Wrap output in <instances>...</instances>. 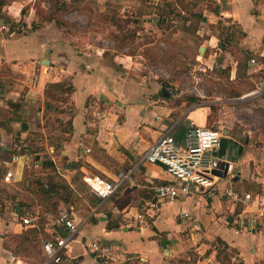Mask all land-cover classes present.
Segmentation results:
<instances>
[{"label":"crops","instance_id":"0c3cea01","mask_svg":"<svg viewBox=\"0 0 264 264\" xmlns=\"http://www.w3.org/2000/svg\"><path fill=\"white\" fill-rule=\"evenodd\" d=\"M0 1L3 2L0 5V184L12 173L11 185L20 186L26 170L32 169V160L33 168L38 171L42 164L51 163L53 170L42 171L44 188L52 192L58 211L72 210L78 225L75 241L62 264H100L89 252L92 244H102L110 250L113 262L109 264H220L217 240L229 247V253L233 254L231 264H264V219L254 220L252 210L224 198L229 189L252 197L261 193L264 197V147L258 150L247 139H240L242 134L251 137L259 132L251 129L250 122L264 124V101H260L258 112L256 101L240 100L264 82V0H209L218 9V16L209 11L207 24L213 28L219 23L232 25L229 38L232 52H225L232 60L228 80L239 91L243 90L240 98L232 99L242 104L235 109L246 111L234 119L217 116L211 125L212 107L221 103L219 99L213 102L204 94H196L193 98L199 101L193 105L178 104L182 96L169 93V97L165 96L162 83L133 78L128 57H116L113 59L116 66L109 65L104 52L90 49L82 52L73 36L50 25L29 35L18 29L22 11L16 8L23 7L26 0L11 4ZM208 37L206 42L214 53L203 60L215 64L217 53L224 54V48L212 33ZM43 62L50 67H44ZM215 70L219 73L222 69L215 67ZM65 80H70L74 87L70 103L74 118L72 135H66L68 141L60 151L47 143L40 144L42 152L35 157L37 161L30 156H17L19 132L23 141L31 132L45 134V88ZM247 89L251 92H246ZM10 104L21 106L26 132H22V124L10 122ZM223 110L227 111L228 107L224 106ZM58 118L67 121L69 114ZM193 126H210L229 141L224 162L218 161V153L213 154L219 165L215 173L218 192L209 196L199 191L183 202L163 205L155 216L146 215L143 209L153 202L156 190L173 179L164 167L142 164L141 160L168 134L186 151ZM220 163L230 165L232 173L228 175ZM89 175L103 178L118 190L109 199L97 201L84 184L92 195L81 194L75 180L79 177L83 181ZM68 188L73 194L70 197L83 202V206L69 203L64 195ZM28 199H16V202L28 206L22 210L33 212L34 227L23 228L17 218L10 220L7 208L0 215V264L22 261L30 264L13 254V242L17 245L23 232L38 240L42 262L44 245L56 235L68 234L66 229L53 225L55 216L47 206ZM14 208L15 214L21 211L18 204ZM183 213L189 219L181 217ZM140 214L145 221L138 220ZM109 227L117 229L109 231Z\"/></svg>","mask_w":264,"mask_h":264},{"label":"rangeland","instance_id":"374dc122","mask_svg":"<svg viewBox=\"0 0 264 264\" xmlns=\"http://www.w3.org/2000/svg\"><path fill=\"white\" fill-rule=\"evenodd\" d=\"M7 1L10 4L16 1L23 3V0ZM56 1L58 0H26V3L22 4L23 7L16 6L23 11V15L18 18L20 20L18 29L30 35L40 28L49 26L43 25L40 18L51 15L53 9L50 3ZM61 2H66L67 8L65 11L57 12L55 16L64 23L65 29L54 23L50 26L67 36H73L82 52L89 49L107 52L105 61L109 65H113L112 60L116 57L120 59L128 57L127 62L131 64L129 72L133 78H143L146 82L158 81L172 92L177 91L182 99L192 98L196 94H204L213 102L219 99L221 103L212 107L214 115L212 122L217 116L227 120L228 116L234 119L245 114L246 111L235 109L242 106L240 101L232 100L242 96L236 95L240 88L229 85V77L215 72V67L221 68L222 72L230 67L231 58L225 56V51H222L224 54L217 53L215 64L203 60L214 53L206 42L209 39L208 34L212 33L221 45L227 46L221 32L226 28L232 31V25L220 23L221 28H213L207 24L209 11L216 9L209 0H61ZM218 29L220 31H217ZM201 48L206 49L202 56ZM229 48L230 46H227L230 52ZM118 62L122 63L120 60ZM202 69L207 70L203 72ZM250 101L254 102L253 99ZM260 103V101L255 103L258 112L261 111ZM224 106L228 107L227 111L223 110ZM233 122L237 124V121ZM249 125L252 126L251 129L259 132H255L251 137L242 134L240 139L244 141L247 139L254 148L262 150L264 124L250 122ZM48 133L54 138L61 136L52 129H49ZM35 170L37 169H29L27 174L31 175ZM21 185L0 184V204L3 205L4 214L6 208L9 210L10 220L16 218L14 215V204L18 203L16 199L22 201L28 199L22 194L24 186ZM77 188L81 194L89 195L91 192L86 189L81 178ZM28 200L32 203L30 199ZM69 203L73 206H83V202L72 197L69 198ZM13 244L16 251L20 241L17 245L14 242ZM40 251L42 252V249ZM40 251L37 250L31 256L22 251L16 253V256L25 258L30 264H36L42 255Z\"/></svg>","mask_w":264,"mask_h":264},{"label":"built area","instance_id":"2783aa9c","mask_svg":"<svg viewBox=\"0 0 264 264\" xmlns=\"http://www.w3.org/2000/svg\"><path fill=\"white\" fill-rule=\"evenodd\" d=\"M3 29V27L1 28ZM211 69V68H210ZM207 69H202L206 72ZM253 99L254 101H264V82L251 93L244 95L240 100ZM223 134L212 128L192 127L191 133L187 137V150L182 151L171 135H165L151 147L142 164L151 166H162L172 177L173 181L159 186L154 195L152 203L146 205L143 212L146 215H157L163 205L183 202L199 191H203L209 196L218 192V178L215 176L218 169V161L213 158L222 144ZM90 152V151H89ZM87 152V154L89 153ZM232 173L229 165L228 175ZM14 176L8 173L4 178L5 185H11ZM124 180V179H123ZM83 183L99 199L104 201L109 199L118 190L117 187L109 184L99 176L89 175L83 179ZM224 198L229 202L244 207L251 211L254 220L264 219V197L256 195L252 197L247 193H241L232 189L225 192ZM19 224L23 228L34 227L36 217L33 212L27 209L15 214ZM184 219H189L186 213L181 215ZM138 220L145 221L144 215L140 214ZM53 225L66 229L67 236H54L43 247V262L40 264H62L71 244L75 241L78 233V225L73 218L72 210L61 209L53 218ZM243 223H241V226ZM100 264L113 262L110 250L102 244H92L89 248ZM18 264V263H15ZM20 264H27L21 262Z\"/></svg>","mask_w":264,"mask_h":264},{"label":"trees","instance_id":"16d2710c","mask_svg":"<svg viewBox=\"0 0 264 264\" xmlns=\"http://www.w3.org/2000/svg\"><path fill=\"white\" fill-rule=\"evenodd\" d=\"M0 5H3V2L0 1ZM50 5L52 6V12L51 15L49 16H41L40 20L43 22V25H51L52 23L56 24L60 28H64V23L58 20L56 13L65 11L67 8L66 2H61V0H58L56 2H51ZM213 14L218 16V9H215L213 11ZM23 15V11H22ZM220 24V23H219ZM217 26V28H221L222 25ZM65 29V28H64ZM217 31H220L219 29ZM69 33V32H67ZM222 39L227 42V46H230V52L232 50V43L229 42V38L231 37V30L229 28H226V30H223L222 32ZM221 39V40H222ZM226 45H221V48H224L225 52L230 53L227 49ZM107 52L103 53V57L105 58ZM113 62V60H112ZM113 66H116L113 63ZM216 73L217 70H215ZM220 75L229 77L230 74V68H227L224 72L220 71ZM229 81V80H228ZM229 85H232V83L229 81ZM164 85V84H163ZM73 84L70 80H65L61 83L58 84H53V85H48L45 90H44V98L46 99L45 103V112H44V123H43V130L44 133H38V132H31L28 133L29 136L26 138L24 141L20 139L21 137V132L18 134V138L16 140V155L17 156H30L35 158L37 155H39L42 152V148L39 147L40 144H46L50 147L53 148L55 151H60L61 146L68 141V137L66 135H72V123H73V108L70 106L71 103V96L73 94ZM164 93H169L172 96L179 95L177 91L172 92L171 90L167 89L165 86L162 88ZM246 90V89H245ZM244 90V91H245ZM248 90V89H247ZM250 90V89H249ZM246 91V92H249ZM241 91L243 90H238L236 92V95H241ZM199 99L197 98H187V99H182L177 100L178 104L181 102H185L188 104V106L193 105V103L198 102ZM12 113V118L10 119V122L15 123V124H22L23 120V113L21 111V106H15L13 104H10L8 106ZM63 114H69V119L67 121H62L58 117ZM52 118V119H51ZM56 119V120H54ZM54 120V121H53ZM209 125L213 124L212 122V116L209 118ZM1 126L4 128L5 126L3 123ZM207 128H212V127H207ZM52 129L53 132L57 133L58 135H61L57 138L52 137L49 133L48 130ZM57 136V135H56ZM54 138V139H53ZM33 168L35 165V161L32 160L30 164ZM47 169H52L51 163L47 164H42L41 165V171L35 170V172L31 175H28V170H26L25 178L24 181L22 182L23 187V193L28 196V198L34 202L36 201L37 203L47 206V209H49V212H51L54 216L55 214L58 213V204L53 203V199L51 198L52 192L46 191L45 190V177H44V171ZM43 171V172H42ZM80 178H76L75 182L78 183ZM261 194V193H260ZM64 195L69 199L70 195H73L68 188L67 190L65 189ZM74 198V196H71ZM94 200H99L96 196L93 197ZM67 199V201H68ZM76 199V198H75ZM18 207L20 208V212H22L23 207H28L26 204L23 203H17ZM0 215L1 213L4 214V209L3 205L0 204ZM57 211V212H56ZM1 217V216H0ZM117 229V227H109L108 230H114ZM30 233L29 232H23L21 236L19 237L20 239V244L18 246V249L16 251H13L14 255H17L16 253H21L22 251H25L27 256H31V254H34L37 252V250L40 248V244L38 243V240L36 238L30 239L29 238ZM32 245V246H31ZM216 250L218 252V260L221 262L220 264H231L233 260V254L229 253V247L221 242L220 240L216 241ZM4 248L6 250H10V247L8 245H4ZM42 261L39 260L38 263H41ZM182 264V263H180Z\"/></svg>","mask_w":264,"mask_h":264},{"label":"water","instance_id":"95a60500","mask_svg":"<svg viewBox=\"0 0 264 264\" xmlns=\"http://www.w3.org/2000/svg\"><path fill=\"white\" fill-rule=\"evenodd\" d=\"M222 50L224 51V49H222ZM205 51H206L205 48H201V50H200V53L201 54L200 55L202 56L205 53ZM42 64H43L44 67H50V64H48L47 62H43ZM168 95H169L168 93L165 94V96L169 97ZM21 129H22V132H26L27 126H26L25 123H22ZM224 135L227 137L228 136V133L225 132ZM228 146H229V141L226 140V139H223L222 140V144H221V148L217 152L218 153V157H219L218 161L224 162V160L226 159V154H227V151H228ZM35 160L37 161L38 160V157L35 158ZM220 165H222L225 168V171L227 173V171L229 169V165L223 164V163L222 164L220 163ZM246 227L248 228V225L247 224H246Z\"/></svg>","mask_w":264,"mask_h":264}]
</instances>
